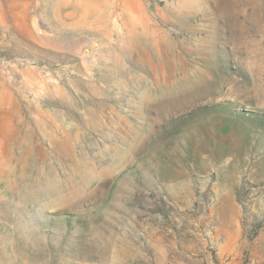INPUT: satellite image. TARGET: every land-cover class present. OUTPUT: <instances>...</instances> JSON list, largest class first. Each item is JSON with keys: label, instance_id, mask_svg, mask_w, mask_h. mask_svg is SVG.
<instances>
[{"label": "rangeland", "instance_id": "1", "mask_svg": "<svg viewBox=\"0 0 264 264\" xmlns=\"http://www.w3.org/2000/svg\"><path fill=\"white\" fill-rule=\"evenodd\" d=\"M0 264H264V0H0Z\"/></svg>", "mask_w": 264, "mask_h": 264}]
</instances>
